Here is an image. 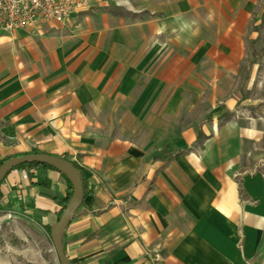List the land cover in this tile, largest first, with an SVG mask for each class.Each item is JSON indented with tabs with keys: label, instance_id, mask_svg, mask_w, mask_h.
I'll use <instances>...</instances> for the list:
<instances>
[{
	"label": "crops",
	"instance_id": "1",
	"mask_svg": "<svg viewBox=\"0 0 264 264\" xmlns=\"http://www.w3.org/2000/svg\"><path fill=\"white\" fill-rule=\"evenodd\" d=\"M255 2L88 0L64 22L0 30V160L66 156L85 180L63 233L71 264L258 258L264 176L237 181L191 121ZM67 190L56 169L15 168L0 206L49 227Z\"/></svg>",
	"mask_w": 264,
	"mask_h": 264
},
{
	"label": "rangeland",
	"instance_id": "2",
	"mask_svg": "<svg viewBox=\"0 0 264 264\" xmlns=\"http://www.w3.org/2000/svg\"><path fill=\"white\" fill-rule=\"evenodd\" d=\"M223 40L230 45L221 50L223 75L205 83L202 111L192 115L197 141L222 156L237 181L242 174L264 176V0H256L240 34ZM30 216L0 206V264H60L51 228ZM251 264H264V237Z\"/></svg>",
	"mask_w": 264,
	"mask_h": 264
},
{
	"label": "water",
	"instance_id": "3",
	"mask_svg": "<svg viewBox=\"0 0 264 264\" xmlns=\"http://www.w3.org/2000/svg\"><path fill=\"white\" fill-rule=\"evenodd\" d=\"M47 163L65 174L71 181L73 192L61 217L51 225V239L60 264H71L63 245V233L84 198V184L79 168L70 159L45 152H30L11 156L0 164V183L19 164Z\"/></svg>",
	"mask_w": 264,
	"mask_h": 264
},
{
	"label": "built area",
	"instance_id": "4",
	"mask_svg": "<svg viewBox=\"0 0 264 264\" xmlns=\"http://www.w3.org/2000/svg\"><path fill=\"white\" fill-rule=\"evenodd\" d=\"M88 0H0V30L10 32L39 20L64 22Z\"/></svg>",
	"mask_w": 264,
	"mask_h": 264
},
{
	"label": "trees",
	"instance_id": "5",
	"mask_svg": "<svg viewBox=\"0 0 264 264\" xmlns=\"http://www.w3.org/2000/svg\"><path fill=\"white\" fill-rule=\"evenodd\" d=\"M37 152V151H36ZM66 157V156H64ZM67 158V157H66ZM6 159V158H5ZM5 159H1L0 160V164L5 160ZM73 163L79 168L80 172H81V167L79 166V164L75 161H73ZM24 167H30V168H34V167H50V168H53V169H56L54 168L53 166L47 164V163H41V162H28V163H22V164H19L17 165L15 168H24ZM57 170V169H56ZM63 174V173H62ZM63 176L66 178L67 182H68V190L65 194L64 197L61 198L60 200V204H61V209L59 210L58 212V215L56 217V221L61 217L64 209L66 208L67 204H68V201H69V198L70 196L72 195V192H73V187H72V184H71V181L69 180V178L63 174ZM81 177H82V180H83V184H84V195L88 192L87 190V187L85 185V180L82 176V172H81ZM5 178V177H4ZM3 178V180H4ZM2 180V181H3ZM51 228V226H49V229Z\"/></svg>",
	"mask_w": 264,
	"mask_h": 264
}]
</instances>
